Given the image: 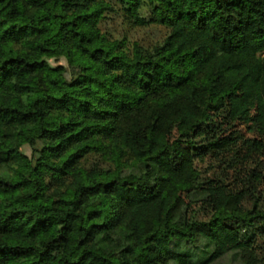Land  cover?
I'll return each instance as SVG.
<instances>
[{"label":"clouds","instance_id":"9594fccd","mask_svg":"<svg viewBox=\"0 0 264 264\" xmlns=\"http://www.w3.org/2000/svg\"><path fill=\"white\" fill-rule=\"evenodd\" d=\"M9 3L0 0V8ZM219 3L235 5L221 10L227 24L219 16L208 23L188 18L211 15L218 0H88L80 11H103L78 22L84 43L76 38L56 49L70 63L52 77L55 85L47 69L30 73L39 82L33 89L39 95L68 96L48 100L54 106L48 118L55 116L57 124L38 121L43 127L63 124L61 132L38 139L30 131L33 147L46 150L29 162L35 165L39 155L44 166L25 175L39 183L48 203L72 190L78 196L82 185H92L79 207L57 203L50 210L57 219L78 213L72 229L78 238L85 234L80 225L89 227V208L102 209L96 223L109 225L85 243L82 250L93 254L82 264H108L113 257L117 264H264V0ZM10 6L17 7L16 0ZM31 13L30 6H21L17 16L0 19L36 24ZM161 19L167 22L163 26ZM231 38L234 51L226 56L224 45ZM6 39H19L16 47L25 45L28 58H41L35 44L43 41L33 35ZM96 48L105 51L92 59ZM221 61L233 67L216 71ZM77 77L78 86L68 87L65 81ZM193 77L195 91L181 87ZM11 115L0 113V133L32 129L19 116L6 123ZM85 124L90 127L75 136ZM20 139L14 134L12 142ZM79 149L88 155L77 163L69 156ZM50 180L53 186L44 188ZM24 207L28 215L43 214L31 202ZM29 224L27 216L9 220L0 229L7 235L0 238L28 240L40 249L41 241L56 234L36 237Z\"/></svg>","mask_w":264,"mask_h":264},{"label":"trees","instance_id":"16d2710c","mask_svg":"<svg viewBox=\"0 0 264 264\" xmlns=\"http://www.w3.org/2000/svg\"><path fill=\"white\" fill-rule=\"evenodd\" d=\"M10 3L5 5L4 8H0V17L4 16H17L21 11V6L27 8L31 7V20L36 24L25 23L18 25L17 23H8L6 19H0V29H2V35H0V113L5 115L12 114L10 119L6 123L16 122V116H19L20 122L25 125L32 123L33 127L29 130L24 127L18 131H9L0 133V205H3V210H0V229L7 228V222L14 220L19 222L27 216V220L30 222L28 231L29 233H35L36 237L47 236L53 230L55 235L50 239L41 241V248L37 249L34 243L28 242V240L17 241L14 239L0 238V260L3 264H41L45 261L48 264L50 260H56L57 264H82L87 255H92L91 250L83 251L85 243L93 236L95 230L103 227H108L107 224H97L96 220L99 218L102 209L89 208L87 212V219L89 221V227L85 230L83 224L80 225L78 231L84 232V237L78 238L72 231L74 221L79 219V214L76 212H68L62 218L57 219L51 215V207L57 203L72 204L74 207H79L86 198L85 193L92 185H82L79 190V195H76V190L70 192H64L58 199H51L50 203L45 201V194L43 189L40 188L39 183L32 184L31 181L25 175L26 173L35 174L42 164L41 156H36V164L30 165V161L33 154L40 152L41 154L46 150L44 147L37 149L33 147L34 140L30 138L31 133H37L38 139L45 138V133H59L64 127L63 124L60 127H43L38 121H43L45 125L57 124V118L55 116L48 118L49 113L53 109V105L48 103L49 99L63 101L68 96L64 93L62 96L54 97L49 94L48 97L41 96L37 92L33 91L38 86V81H33L30 78V73L39 69H47L49 81L52 85H55L56 80L52 77L55 74H62L65 70V65L70 63V59L56 54V49L62 46H66L69 42L76 38H79L81 43L85 42V37L78 31L79 23L88 21L90 18L98 17L102 9H92L80 11L87 7L88 0H85L84 4L80 3V0H16L17 7H11ZM232 4L219 3L217 7L211 10V15L204 13L200 16H196L195 13L189 16V19H196L197 23H208L209 21L220 17V19L227 24L229 18L221 15V10L227 11L229 7H234ZM58 9V10H57ZM178 18L180 13L177 14ZM79 22V23H78ZM167 22L164 19L159 21L162 26ZM6 25V26H5ZM143 26V25H141ZM30 29V31H26ZM33 35L34 39L42 40V43H36L35 49L38 50V54L41 58L32 59L28 58L27 53L24 51L25 45L16 47L20 41L19 39H6V38H18L21 35ZM174 35V34H173ZM55 38V39H54ZM171 39V36H169ZM227 39V37H226ZM88 43H92V39L88 38ZM236 41L231 38L230 43L224 45V54L231 56L234 49L232 45ZM54 45V46H53ZM83 52H87V49H82ZM105 49L96 48L92 55V59H96L95 53H103ZM48 57L44 59L43 57ZM63 59L64 64L56 63L54 66L49 61ZM112 59H116L113 57ZM9 65L13 67H8ZM232 65L225 66V63L221 61L218 65L214 66L216 71H227ZM16 69H19L17 71ZM71 75V72H69ZM218 78V77H217ZM94 77H86V81L93 80ZM15 81H19L18 83ZM68 87L78 86L80 78L77 77L72 81H65ZM184 86H191L195 91L194 77L185 79ZM228 96H232L233 93L229 92ZM19 97V99L17 98ZM74 99V98H71ZM85 105L87 101L83 102ZM17 105H20L19 107ZM27 107H24V106ZM59 107V106H57ZM44 109H48L46 112ZM105 111H109L106 109ZM88 109L84 108L85 118L87 119ZM98 119H104L103 116L97 114ZM160 117H156L158 120ZM90 127L85 124L80 128L78 132H75V136H79L85 128ZM21 136L22 139L12 142L13 135ZM24 146L29 147V153L23 150ZM57 148L60 145L56 146ZM91 146L85 145V149ZM83 153V155H80ZM88 153L84 149H79L77 152H73L69 159L76 157L78 163L81 159L87 156ZM68 161H65L67 164ZM12 165H16L15 168ZM52 171H60L53 169L51 165H47ZM61 176L67 174L60 171ZM54 181L50 180L44 188H51ZM72 195L75 197L73 200H69L66 197ZM26 202H31L36 206L37 211L43 209L42 215H28L30 209L24 207ZM43 202V203H42ZM33 216H35L33 220ZM65 220H69L70 223H65ZM7 232H0V237L6 236ZM146 239H151L147 237ZM60 250L65 255L53 256L52 253ZM122 251H128L124 249ZM76 257L73 259L72 257ZM107 259V258H104ZM108 264H117L115 257L108 261ZM127 264V262H124Z\"/></svg>","mask_w":264,"mask_h":264},{"label":"rangeland","instance_id":"374dc122","mask_svg":"<svg viewBox=\"0 0 264 264\" xmlns=\"http://www.w3.org/2000/svg\"><path fill=\"white\" fill-rule=\"evenodd\" d=\"M159 25H161V24H159ZM161 26H162V25H161ZM141 27H143V26H141ZM141 38H142V37H141ZM50 61H51V64H52V65H54V64H56V63H62V64L65 63L63 59H59L58 62H57V60H53V59H51ZM23 150H24L26 153H29V147H28V146H24V147H23Z\"/></svg>","mask_w":264,"mask_h":264}]
</instances>
